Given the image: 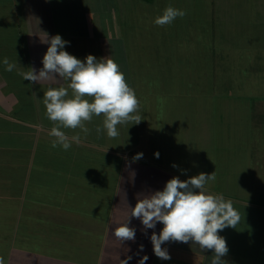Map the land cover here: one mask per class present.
I'll return each mask as SVG.
<instances>
[{
  "label": "crops",
  "instance_id": "obj_1",
  "mask_svg": "<svg viewBox=\"0 0 264 264\" xmlns=\"http://www.w3.org/2000/svg\"><path fill=\"white\" fill-rule=\"evenodd\" d=\"M16 1L12 2L20 5L27 27L21 47V70L15 71V67L10 75L3 71L5 65L0 60V257L5 264H121V260L139 264L145 255V264H210L212 250H202L191 241L165 242L161 247L167 249L171 259L158 258L150 237L153 231L159 235L163 228L160 222L154 229H144L141 221L133 217L129 227L136 230L134 241L121 243L113 235L119 222L127 219L128 206L135 207L137 194L162 191L173 177L184 181L202 172H215L216 179L207 183V191L231 200L241 215L236 228L219 232L229 249L222 260L226 264H264V160L262 154L254 159L246 150L243 152L249 144L241 133L261 131L264 110L261 115L253 113V128L243 125L246 128H240L239 136L231 125L230 109H224L222 114L220 111L222 124L215 125L218 121L209 118L206 109L192 115H181L179 111L171 115L169 108L158 112L145 104L146 116L141 115V110L135 113L141 122L118 125L116 138H109L106 131L97 135L95 128L103 126V116L94 117L86 122L90 129L87 135L80 129H62L70 140L79 133V144L71 141L67 151L59 146L52 148L54 138L49 133L54 125L46 117L43 104L49 85L23 80L18 74L29 68L38 74L43 67L42 59L49 47L41 42L44 33L49 37L60 35L69 42L63 50L82 61L89 54L97 59H113L138 101V84H151L158 74L148 64L140 65L143 71L135 68L142 56L135 40L129 39L131 34L126 33L123 39L125 27H120V21L128 15L125 9L130 0H95L98 2L93 7L91 0H72L80 9L77 15L82 16L75 31L68 23L72 18L65 17L75 12L73 6H68L72 2L60 0V5L56 0ZM143 1L153 4V0ZM217 2L228 4L229 0L212 1L213 10ZM254 3L256 16L264 14L260 12L264 11L260 7L264 0ZM98 10L109 11L97 26L99 30L90 21ZM161 10L148 12L149 27H157L154 20L162 15ZM55 14L63 17H56L57 23L63 22L62 29L55 23ZM222 15L227 20L226 9ZM261 21L257 29L264 35V20ZM223 44L230 46L227 36ZM260 44L248 40L244 46H252L253 56L259 58V52L264 51ZM256 69L246 73L247 80L264 84V61ZM52 86L66 87L67 82ZM152 97L145 95L144 100ZM240 116L243 124L249 119L248 114ZM233 148H241L235 157ZM137 153H143V157L133 162Z\"/></svg>",
  "mask_w": 264,
  "mask_h": 264
},
{
  "label": "rangeland",
  "instance_id": "obj_2",
  "mask_svg": "<svg viewBox=\"0 0 264 264\" xmlns=\"http://www.w3.org/2000/svg\"><path fill=\"white\" fill-rule=\"evenodd\" d=\"M12 1L17 2L0 0V60L7 57L10 62H15L17 71L22 65L21 47L24 45L23 34L27 27L22 19L20 5ZM212 1L217 0H153L152 5L143 0H130L125 9L128 15L124 16V21H120V27H125L123 39H126V33L129 36L131 34L129 39L135 40L138 53L142 56L135 68L143 71L142 66L148 64L153 66V73L158 74L151 84L137 86V93L141 94L138 97L141 115L146 116L145 104L152 105L158 112L171 109V115L178 114V111L181 115H189L206 109L209 118L211 116L212 120L216 119L218 123L215 122V125H219L222 124L218 117L220 111L222 114L226 111L224 109H230L233 111L231 125L238 130L236 133L234 129V133L241 136L240 128L248 125L252 127L253 113L261 115L264 110V84L251 83L246 78V73L256 71L264 61V51H260L257 58L253 56L255 53H252V46L247 49L244 46L248 40H253L264 47V35L257 29L261 20H264V14L256 16L254 0H229L228 4L217 2L215 10L212 9ZM55 2L60 4L63 1ZM91 2L90 7H93L98 1ZM169 5L185 10L187 14L183 18L177 17L170 25L149 27L151 18L148 12H161V9L164 11ZM68 6L75 9V12L65 14V17L72 18L68 23L70 30L75 31L82 19L79 15L81 12L74 7L73 2ZM260 7L264 10V3ZM224 8L227 20L222 15ZM108 12L98 10L92 13L90 21H94L96 29L101 26L100 22ZM56 14L55 23L62 29L63 22L57 23L56 17H63ZM224 36H227L230 46L223 44ZM149 94L153 96L152 99L145 101V95ZM176 95L179 97H173ZM224 97L227 101H224ZM241 114L249 116L245 124L241 123ZM252 131H241L242 137L247 139V146L249 144V148L243 149V152L247 151L249 157L254 159L262 154L263 161L264 128ZM238 149L241 148H233L234 157L236 151H240ZM262 161L258 164L260 173Z\"/></svg>",
  "mask_w": 264,
  "mask_h": 264
},
{
  "label": "clouds",
  "instance_id": "obj_3",
  "mask_svg": "<svg viewBox=\"0 0 264 264\" xmlns=\"http://www.w3.org/2000/svg\"><path fill=\"white\" fill-rule=\"evenodd\" d=\"M185 10L167 6L162 15L155 18L157 26L170 25L177 17L183 18ZM42 43L49 45L43 56V67L38 74L34 68L18 73L23 80L34 83H48L43 95L46 117L53 122L49 135L54 139L51 147H62L67 151L71 141L80 143V134L70 138L62 129H80L85 135L90 132L85 125L94 117L103 116V126H97V135L106 131L109 138L119 136L118 125L139 124L141 117L138 111V99L134 89L126 82L125 75L119 65L111 58L97 57L89 54L82 61L64 51L67 41L60 35L49 37L47 33ZM5 70L11 72L16 64L3 59ZM59 77V79L57 78ZM67 82V86L53 87V84ZM159 158V152L154 154ZM143 153H137L133 162L141 159ZM175 167V165H173ZM215 172L200 173L187 180L178 177L168 180L162 191L137 194V203L130 209L127 219L119 222L113 235L121 243L135 240V228L129 227L131 218L139 219L144 229H154L157 222L163 224L159 235L153 231L150 239L154 254L163 260L171 259L167 249L161 245L165 242H192L202 250H212L210 264H226L222 257L229 249L226 239L219 235L225 228L236 226L241 215L234 208L231 200L222 194H211L206 185L215 181ZM143 250V245H140ZM128 259H131L129 257ZM148 257L143 256L139 264H145ZM0 264H5L0 257ZM127 264V260H121Z\"/></svg>",
  "mask_w": 264,
  "mask_h": 264
}]
</instances>
